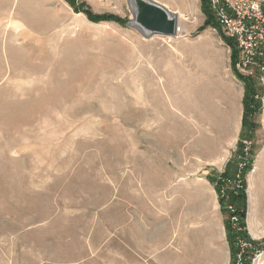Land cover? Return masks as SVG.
<instances>
[{
	"label": "rangeland",
	"instance_id": "rangeland-1",
	"mask_svg": "<svg viewBox=\"0 0 264 264\" xmlns=\"http://www.w3.org/2000/svg\"><path fill=\"white\" fill-rule=\"evenodd\" d=\"M79 1L131 19L126 0ZM200 4L182 36L145 38L65 0H0V264H232L207 176L246 138L264 231V89Z\"/></svg>",
	"mask_w": 264,
	"mask_h": 264
},
{
	"label": "built area",
	"instance_id": "built-area-1",
	"mask_svg": "<svg viewBox=\"0 0 264 264\" xmlns=\"http://www.w3.org/2000/svg\"><path fill=\"white\" fill-rule=\"evenodd\" d=\"M208 1L222 34L230 38L239 50L238 71L245 75H254L264 89V0ZM251 145V139L242 140L233 176L223 180L221 196L226 195L227 188H231L236 194L242 187L241 177L251 158ZM245 192L247 196V189ZM226 210L227 225L234 235L232 264H264V236L254 237L250 233L247 223L248 205L243 224L232 204H228Z\"/></svg>",
	"mask_w": 264,
	"mask_h": 264
},
{
	"label": "trees",
	"instance_id": "trees-1",
	"mask_svg": "<svg viewBox=\"0 0 264 264\" xmlns=\"http://www.w3.org/2000/svg\"><path fill=\"white\" fill-rule=\"evenodd\" d=\"M76 12H82L87 19H89L92 22H102V21H115L117 23L120 24H125V22L128 20L126 18H121L120 16L113 14V13H101V14H97L94 13L91 8L89 7V5L86 2H82L79 0H65ZM200 8L201 11L203 12V14L206 15L207 20L205 23L210 24L212 27H216L217 29L220 30V26L218 25L217 21L215 20V17L213 16L210 7H209V1L208 0H200ZM204 23V25H205ZM203 27V26H202ZM222 36V40L228 45V46H233V41L224 36L223 34H221ZM232 57H236V48L233 49L232 51ZM240 76V75H239ZM248 93L249 97H247V99L243 100V106H244V110L242 113V125L244 127L247 126V129H254V126L252 123L247 122V115L248 114H253L256 110V107L254 106L253 102V98H254V94H253V88L252 86H248ZM249 137V136H247ZM241 146V145H240ZM231 160V159H230ZM230 160L228 162H230ZM252 153H251V158L249 159V163L247 164V166L245 167L243 173H242V177H241V184L242 187L237 191L236 194H234L233 190L231 188H227V192L225 196H221L220 194V190L221 187L223 185V180H227V179H231L233 176V171L234 169L228 170L227 168H225L222 172H220L219 174H214V175H208L207 178L208 180H210V182L213 184L214 189L216 190V193L218 195V202L220 205V208L223 210V212H226L227 214V210H226V206L228 204H232L235 208V211L239 214L240 219H241V223H244L245 220V212H246V206H247V196H246V179H245V175L247 173V171L249 170V168L251 167L252 164ZM233 162V161H232ZM226 232H227V239L232 241L233 238V234L230 232L228 225H226ZM244 235H246V233H244ZM234 253L233 247H232V254Z\"/></svg>",
	"mask_w": 264,
	"mask_h": 264
},
{
	"label": "water",
	"instance_id": "water-1",
	"mask_svg": "<svg viewBox=\"0 0 264 264\" xmlns=\"http://www.w3.org/2000/svg\"><path fill=\"white\" fill-rule=\"evenodd\" d=\"M131 12L127 26L143 37L173 36L178 30V14L155 0H126ZM248 202V197H247Z\"/></svg>",
	"mask_w": 264,
	"mask_h": 264
},
{
	"label": "bare ground",
	"instance_id": "bare-ground-1",
	"mask_svg": "<svg viewBox=\"0 0 264 264\" xmlns=\"http://www.w3.org/2000/svg\"><path fill=\"white\" fill-rule=\"evenodd\" d=\"M196 1V0H193ZM192 7V6H191ZM192 10H194V8H192ZM175 12H177L178 14V30L176 32L175 35L171 36L172 38H178L180 36H182V33L186 31V24L184 23L183 20L186 19V17L182 14L181 11L179 10H175ZM168 104L170 102V99L168 97H166ZM230 141V140H229ZM199 153H204L207 155H211L212 151H214V146H210L208 145V143H205L204 146L199 145L197 148ZM262 153V152H261ZM203 155V154H202ZM224 159V155L222 156H218L212 159V163H221L222 160ZM258 163L255 165L254 169H253V173L256 171L257 167H258ZM261 167V166H260ZM258 174V172H257ZM257 175H250L249 178V189H248V193H249V213H248V227H249V231L252 234V236L254 237H260L264 231L261 228V219L259 218L258 215V207H257V192L256 190H258V188L260 187V185H262V182H259L258 185V180H257Z\"/></svg>",
	"mask_w": 264,
	"mask_h": 264
},
{
	"label": "crops",
	"instance_id": "crops-1",
	"mask_svg": "<svg viewBox=\"0 0 264 264\" xmlns=\"http://www.w3.org/2000/svg\"><path fill=\"white\" fill-rule=\"evenodd\" d=\"M161 4H163L164 6H166L167 8H169L172 11H177L180 10L182 12V14H184L190 7L191 2H193L192 0H155ZM241 118H242V111L241 114L239 116V122H241ZM259 207L261 209V214L260 216L264 219V191L260 192V197H259ZM223 231L225 232V228L223 229ZM225 239L227 241V235L226 232L224 233ZM230 251V249H228Z\"/></svg>",
	"mask_w": 264,
	"mask_h": 264
}]
</instances>
